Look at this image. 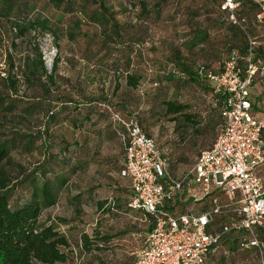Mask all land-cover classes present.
Wrapping results in <instances>:
<instances>
[{
	"label": "rangeland",
	"instance_id": "1",
	"mask_svg": "<svg viewBox=\"0 0 264 264\" xmlns=\"http://www.w3.org/2000/svg\"><path fill=\"white\" fill-rule=\"evenodd\" d=\"M69 1L74 3L72 13L63 12L68 6L56 9L50 0H15L8 13L0 16V142L8 151V162L2 159L0 167L12 186L10 206L27 199L28 176L38 182L42 177L65 178L55 204L44 208L38 218L39 223H51L69 242L67 260L55 264H132L147 223L126 205L128 182L118 173L122 149L109 113L95 101L87 104L88 98L108 99L123 114L136 111L144 132L167 157L173 174L179 175L210 144L219 118L206 85L163 77L161 72L174 69L173 48L188 62L217 70L231 48L238 50L251 38L255 55L264 60V24L253 21L257 0H244L239 10L244 29L228 22L214 0H164L157 15L147 16V23L138 22L129 7L139 0H105L122 36L121 41L107 44L98 34L99 27L80 13L84 4L87 10L93 8L91 1ZM27 15L48 18L55 38L41 30L15 37L12 24ZM197 30L205 32L204 42L185 45ZM67 31L74 34L72 40ZM131 42L136 43L131 45L136 53L130 52L129 69L140 79L130 89L123 75L115 74L108 64L116 50L126 49ZM104 50L109 51L103 54ZM38 53L47 74L56 58L53 83L41 76L47 94L30 79V70L34 78L39 76ZM102 58L106 66L98 61ZM9 80L15 92L7 85ZM251 90L252 97L262 90L264 100L262 82H254ZM65 100L72 102L61 105ZM167 100L184 104L190 122L180 114L166 113L163 102ZM8 104L11 107L6 110ZM123 104L125 108L120 107ZM208 200L189 199L183 205L197 211L207 208ZM217 200L224 202L225 197L218 195ZM218 221L219 217L213 226ZM255 232L264 243L262 232ZM244 235L231 231L223 236L207 263L257 264L256 251L238 245Z\"/></svg>",
	"mask_w": 264,
	"mask_h": 264
},
{
	"label": "built area",
	"instance_id": "2",
	"mask_svg": "<svg viewBox=\"0 0 264 264\" xmlns=\"http://www.w3.org/2000/svg\"><path fill=\"white\" fill-rule=\"evenodd\" d=\"M217 1L226 20L244 29L242 0ZM256 3L253 21L264 24V1ZM247 39L242 52L231 50L217 70L196 63V77L209 82L211 92L220 97V122L211 144L179 175L133 115L104 106L123 148L119 176L128 182L126 205L141 212L147 223L133 264H207L206 256L221 238L240 230L245 235L239 246L254 248L257 264H264V244L255 232L264 224V188L256 174L264 161V114H254L250 101L254 82L264 84V60L254 53L255 41ZM218 195L225 197L221 204ZM202 198H209L207 208L184 210L186 200ZM224 211L230 215L218 230L209 231L211 218Z\"/></svg>",
	"mask_w": 264,
	"mask_h": 264
},
{
	"label": "trees",
	"instance_id": "3",
	"mask_svg": "<svg viewBox=\"0 0 264 264\" xmlns=\"http://www.w3.org/2000/svg\"><path fill=\"white\" fill-rule=\"evenodd\" d=\"M90 1L93 5V8L87 10L88 4H84L81 7L80 13H82V15H84L90 23L99 27L98 34L105 43L109 44L114 43V41H121L122 36L120 29L118 28V24L113 18L112 14L108 12L105 0ZM163 1L164 0H139L138 2L136 1L132 4H129V7L133 11L134 17L138 22L147 23V16L153 13L157 15L159 13L158 11L160 10V3H162ZM214 1L216 3L217 9L225 15V13L219 9L218 1ZM14 2L15 0H0V16L6 15L8 13V10L13 6ZM147 2H149L148 5ZM50 3L56 9H58L60 5L68 6L69 10H65L63 12H73L72 9L74 3L69 0H50ZM243 3L244 0H242V4ZM50 25L51 24L48 18H41L36 16L31 17V15H27L21 20H18V22H14L11 28L15 31V37L24 36L27 32L32 31L34 33L35 30H41L40 32L45 31L44 33L50 34L53 39L55 38L56 34ZM205 35V32L197 30L188 36V38L185 40L186 44H184L192 47L194 45L202 43L205 40ZM66 36L69 40H72L74 34L70 31H67ZM126 44H128V42ZM135 44L136 43L131 42L126 49L122 48L124 50H116L118 54L108 64L109 69L112 70L115 74L123 75L122 77L124 85L130 89L136 87L137 81L140 79V76L138 74L131 72L129 69V66L131 64L130 52L136 53L135 47L131 45ZM242 49L243 47L238 49L237 51L241 53ZM231 50L233 49L231 48L230 51ZM107 51L109 50H104L103 54L108 53ZM98 61L106 66L104 58ZM98 61L97 63H99ZM172 65L174 69L171 72H161L163 77L165 76L168 81H189L191 83H200L206 85V88L212 94L214 104L217 107L219 124L220 116L218 110L220 105V97L211 92L209 82L203 80L201 81L196 77V63L193 64L192 62H188L180 55L178 49L173 48ZM36 67L39 69V76L34 78L33 72L30 70V79H35L34 85L41 89L42 92L44 91V93L47 94V90L44 86L45 84H43V81L41 80V76L43 75L46 78L48 84L53 83L52 72L56 68V58L53 60V63L50 67L51 70L47 74L44 69L42 60L40 59V54L38 53ZM25 79H28V77L26 76ZM155 83L156 82H154V84ZM7 85L9 89H11L13 92L16 91L15 87H13L14 83L12 80H9ZM116 89H118L117 83H115L113 87L114 91ZM251 89L250 101L252 103V111H256V113L260 116L262 113L264 114V110L262 107V102H264V100H261L262 97L260 96L262 90H260L259 93L255 95V97H252ZM256 97H259V100H256ZM88 99L89 102L87 104H91L92 101H95L97 103L96 105L99 104L100 106H102L105 113L107 110L104 108V106H109L114 111H117L122 115H133L136 118L141 130L144 132L143 126L138 118V114L136 111L130 114H123L118 109H115L114 105L108 99L93 98L92 96ZM71 102L72 100H65V102L62 101L60 103L61 105H66V103ZM74 106L78 107L79 104H74ZM10 107V104H8L5 109L7 110ZM120 107L125 108V104L120 105ZM163 107L166 113L180 114L183 120L190 122L191 116L190 114L184 111L186 108L184 104L175 103L167 100L163 102ZM48 113L49 115H52L51 111H49ZM263 132L264 128L261 132L262 137ZM121 149L123 154L122 145ZM7 153L8 151L6 145L4 144V142H0V161L3 159L5 162H8ZM26 181L29 189V195L27 199L23 201L20 205L10 206L8 198L12 186H10L9 184L8 174L0 167V264L63 263L68 258L69 242L67 238L64 234L57 231L51 223H39L38 218L44 208L55 204L58 192L65 183V178L63 176H57L51 179L42 177L40 182H38L35 177L33 178V176H28L26 178ZM219 203L221 204L222 202L219 201ZM224 212H220L219 215H215L211 218V221L207 226V229L209 231L218 230L220 224L222 223V221H224L222 219H226V217L224 216ZM142 217L144 216L142 215ZM218 217L219 220L221 219V221H218L217 224L215 223V226H213L214 222L216 221V219H218ZM262 227H264V224L263 226H258L256 229H259L262 232V237H264V231L262 230ZM236 232H243L244 234L243 230ZM260 241H262V239ZM249 249L254 250V248ZM211 253L206 256V263L208 260L207 258Z\"/></svg>",
	"mask_w": 264,
	"mask_h": 264
},
{
	"label": "crops",
	"instance_id": "4",
	"mask_svg": "<svg viewBox=\"0 0 264 264\" xmlns=\"http://www.w3.org/2000/svg\"><path fill=\"white\" fill-rule=\"evenodd\" d=\"M254 112V114H256V115H258L257 113H256V111H253ZM215 135V134H214ZM214 137V136H213ZM213 139V138H212ZM211 142H212V140H211ZM211 142H210V144H211ZM209 144V145H210ZM208 145V146H209ZM208 146H206V147H204V148H207ZM202 149V148H201ZM263 163H264V161L257 167V169H256V174L261 178V181H262V186H263V188H264V182H263V180H262V178H263V173H260V172H262V170L264 169V167L262 166L263 165ZM121 177V176H120ZM123 178V177H122ZM126 179V178H125ZM128 189V188H127ZM184 207V210L186 209V205H183ZM203 208V207H202ZM130 209V208H129ZM187 209H192L191 207H189V208H187ZM132 210V209H131ZM199 210H201V208L200 209H198L197 211H199ZM134 211H137V210H134ZM137 212H139V211H137ZM140 214H141V212H139ZM141 216H142V214H141Z\"/></svg>",
	"mask_w": 264,
	"mask_h": 264
}]
</instances>
